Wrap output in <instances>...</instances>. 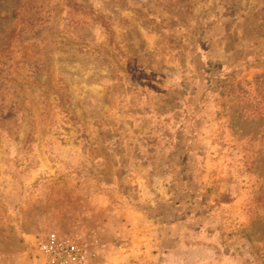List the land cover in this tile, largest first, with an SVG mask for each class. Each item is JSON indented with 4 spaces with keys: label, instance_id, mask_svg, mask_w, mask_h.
<instances>
[{
    "label": "rangeland",
    "instance_id": "rangeland-1",
    "mask_svg": "<svg viewBox=\"0 0 264 264\" xmlns=\"http://www.w3.org/2000/svg\"><path fill=\"white\" fill-rule=\"evenodd\" d=\"M52 230L264 264V0H0V264Z\"/></svg>",
    "mask_w": 264,
    "mask_h": 264
},
{
    "label": "built area",
    "instance_id": "built-area-1",
    "mask_svg": "<svg viewBox=\"0 0 264 264\" xmlns=\"http://www.w3.org/2000/svg\"><path fill=\"white\" fill-rule=\"evenodd\" d=\"M39 257L44 264H93V251L82 240L49 231L39 241Z\"/></svg>",
    "mask_w": 264,
    "mask_h": 264
}]
</instances>
